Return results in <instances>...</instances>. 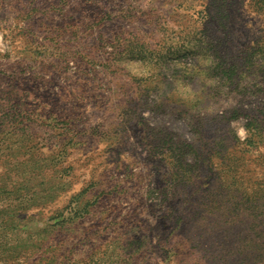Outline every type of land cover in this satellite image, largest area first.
<instances>
[{
	"label": "rangeland",
	"instance_id": "rangeland-1",
	"mask_svg": "<svg viewBox=\"0 0 264 264\" xmlns=\"http://www.w3.org/2000/svg\"><path fill=\"white\" fill-rule=\"evenodd\" d=\"M255 2L0 0V264H264Z\"/></svg>",
	"mask_w": 264,
	"mask_h": 264
},
{
	"label": "trees",
	"instance_id": "trees-1",
	"mask_svg": "<svg viewBox=\"0 0 264 264\" xmlns=\"http://www.w3.org/2000/svg\"><path fill=\"white\" fill-rule=\"evenodd\" d=\"M255 6H256V9L259 11V12H261V13H264V0H256V2H255ZM249 133V132H248ZM253 135H256L255 134V132L254 133H251L250 132V138H252L253 139ZM264 136V135H263ZM262 136V137H263ZM261 137V138H262ZM246 140H249V135H248V137H246ZM253 141V140H252ZM252 146L254 145V146H257V144H251ZM180 180H182V179H180Z\"/></svg>",
	"mask_w": 264,
	"mask_h": 264
}]
</instances>
